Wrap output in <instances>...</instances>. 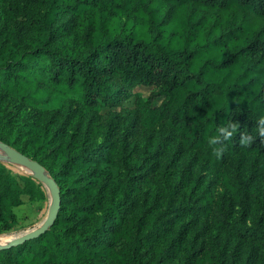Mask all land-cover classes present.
I'll use <instances>...</instances> for the list:
<instances>
[{
  "label": "trees",
  "instance_id": "16d2710c",
  "mask_svg": "<svg viewBox=\"0 0 264 264\" xmlns=\"http://www.w3.org/2000/svg\"><path fill=\"white\" fill-rule=\"evenodd\" d=\"M238 12L264 21V0H0V143L60 198L0 264H264V229L228 221L252 196L226 173L264 160V138L242 148L238 133L219 158L206 143L229 115L251 131L264 112V23ZM22 196L46 198L0 163V235Z\"/></svg>",
  "mask_w": 264,
  "mask_h": 264
},
{
  "label": "rangeland",
  "instance_id": "374dc122",
  "mask_svg": "<svg viewBox=\"0 0 264 264\" xmlns=\"http://www.w3.org/2000/svg\"><path fill=\"white\" fill-rule=\"evenodd\" d=\"M217 18L219 23H226L227 20L223 16L222 12L211 11L208 13ZM230 20V21H229ZM229 22L234 24L250 23L251 25H261L263 20H257L247 12L230 13ZM228 28V26H227ZM140 97L145 98L147 91L145 89L139 90ZM134 100L129 103H125L126 107L131 108L134 105ZM229 169L226 173L230 176L236 186L240 188H247L250 194L251 200L248 201L249 205L244 212H241L239 207H233L229 213L228 221L238 226H259L264 229V160L256 157H242L231 158ZM0 163L4 164L12 175L16 178L20 176H31L28 174L27 169L18 165H14L7 160L3 152L0 150ZM216 171L210 174V177L216 175ZM34 178V177H33ZM42 185V184H41ZM46 198L43 201H29L28 196H22V205H26V209L23 213L18 211V208L14 210L17 216V227L14 230L4 232L0 235V244H5L10 240L19 237L20 235L30 230L36 229L42 221L45 219L47 210L50 204L49 193L42 185ZM198 244L200 241L197 242ZM224 243H228L233 247L239 244L236 241H228L224 239L218 240V247L221 250ZM242 253L244 255L251 253V248L248 246L242 247ZM255 258V254L253 256Z\"/></svg>",
  "mask_w": 264,
  "mask_h": 264
},
{
  "label": "water",
  "instance_id": "95a60500",
  "mask_svg": "<svg viewBox=\"0 0 264 264\" xmlns=\"http://www.w3.org/2000/svg\"><path fill=\"white\" fill-rule=\"evenodd\" d=\"M0 150L3 152L4 157L9 160L10 163L18 165L27 169L28 174L34 177V179L46 187L50 204L47 210V214L42 223L33 230L25 232L17 238L10 240L5 244H0V250L16 247L26 241L35 239L44 234L54 223L57 213L60 207L59 189L52 178L45 174V169L36 161L31 160L27 156L19 153L7 145L0 143Z\"/></svg>",
  "mask_w": 264,
  "mask_h": 264
},
{
  "label": "clouds",
  "instance_id": "9594fccd",
  "mask_svg": "<svg viewBox=\"0 0 264 264\" xmlns=\"http://www.w3.org/2000/svg\"><path fill=\"white\" fill-rule=\"evenodd\" d=\"M255 126L251 131L247 129L241 130L237 122H234L229 115V118L224 119V122L219 124L215 129V134H212L207 139L206 143L210 151L219 158L225 151L229 142H234L233 138L239 133V138L236 143L242 148H248L257 137L264 138V112H260L255 116ZM26 205H21L18 211L23 213Z\"/></svg>",
  "mask_w": 264,
  "mask_h": 264
}]
</instances>
